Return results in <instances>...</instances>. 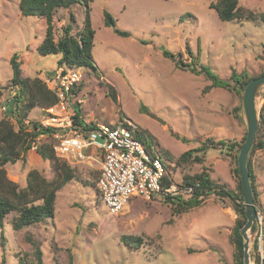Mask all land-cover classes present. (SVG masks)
<instances>
[{
	"label": "rangeland",
	"instance_id": "rangeland-1",
	"mask_svg": "<svg viewBox=\"0 0 264 264\" xmlns=\"http://www.w3.org/2000/svg\"><path fill=\"white\" fill-rule=\"evenodd\" d=\"M19 0H0V119L11 113L10 103L17 87L11 86L9 59L18 54L21 75L39 78L59 65L58 55H39L36 46L42 40L46 22L39 16H22ZM210 0H93L90 19L95 31L92 59L95 71L81 67L76 105L81 116L92 123H130L147 132L151 146L158 147L168 160V172L174 181L183 174L208 169L212 179L235 189L237 178L234 151L208 148L193 152L204 157L202 163L177 166L175 160L188 149L198 147L207 138L240 142L246 123L232 113L241 105V95L232 88H204L210 80L202 74L176 67L164 56L167 50L181 53L180 59L192 58L197 69L207 66L219 78L228 79L232 68L257 76L264 72V23L249 20L222 21ZM240 6L260 12L264 0H238ZM110 12L118 28L129 35L119 36L103 23V10ZM70 13L74 21H71ZM84 7L74 3L59 8L53 16L56 40L63 27L70 24L71 33L81 29ZM259 112L264 106V86L256 94ZM7 111V112H6ZM43 109L34 107L25 124L40 123ZM15 123L14 117H7ZM18 126L15 123V128ZM179 134L185 140L178 139ZM49 132L40 134L39 142L51 143ZM31 147L25 161L6 163L9 179L19 188L26 185V173L37 169L52 179L54 170ZM258 206L264 216V148L250 153ZM62 160V159H61ZM65 161V160H63ZM74 177L56 194L55 212L32 225L13 229L6 216L0 227V261L6 264H35L36 241L43 264H232L234 246L230 234L237 214L228 198L210 194L200 206L176 213V205L162 195L151 198L131 197L117 214H110L96 189L98 165L90 167L65 161ZM264 227V223H263ZM264 233V229H263ZM123 235L141 237V243L126 245ZM250 264L264 254V235L254 249L255 229L248 231ZM3 237V238H1ZM31 239V240H30Z\"/></svg>",
	"mask_w": 264,
	"mask_h": 264
},
{
	"label": "trees",
	"instance_id": "trees-1",
	"mask_svg": "<svg viewBox=\"0 0 264 264\" xmlns=\"http://www.w3.org/2000/svg\"><path fill=\"white\" fill-rule=\"evenodd\" d=\"M92 1L93 0H19L18 8L22 16H41L45 19V34L40 43L36 46L37 53L42 56L60 54V58L57 61L58 64H65L69 67L83 66L95 71L97 67L92 59L95 31L92 28L90 19V4ZM74 3H80L84 7V21L81 29L75 34H72V26L70 24L65 25L62 35L55 40L52 26L54 13L57 9H67ZM209 7L215 10L217 16L222 21L249 20L255 23H264V10L260 12L253 11L249 8L240 6L238 0H210ZM70 18L71 21H74L72 13H70ZM103 23L105 26L112 28L114 33L119 36L126 37L129 35L128 31L117 27L115 19L106 9L103 10ZM163 54L174 61L176 67L188 69L195 74H202L209 79L210 84H208L204 90H209L213 87H225L232 88L238 95H241L246 84L252 78L256 77L249 75L247 72L237 73L232 68L229 78L224 80L219 78L203 64H200L197 69L194 60L198 61V59L192 58V61L189 63H184L180 59L181 53L174 54L164 50ZM9 64L12 70L10 79L11 86L17 87V91L12 96V100H14L13 110L11 113L6 111V117L0 119V227H2L6 221V216L10 213H14V216L10 219V223L12 228L16 230L54 216L57 191L74 177V171L65 161L54 156L51 143L39 142L36 144L35 151L41 159L49 162L54 170V177L49 180L37 169L30 168L26 173V185L23 188H19L14 181L8 178L4 165L6 163L13 164L19 160L24 162L26 153L32 147V142H34L40 134L49 131L48 128L42 127L40 123L36 121L30 122V125L25 124L28 113L34 107L45 109L57 102V97L47 88L45 82L39 78L30 79L21 75V63L18 61L17 53L11 55ZM263 74L264 72L259 75ZM78 88L79 84H77L72 91L77 94ZM77 104L74 105V120L76 122H82L80 110L76 107ZM8 107L9 104L7 103V108ZM240 109L241 105H237L232 111L238 121H242V118L238 114ZM8 116L14 117L15 123L18 126L17 128H15V123L7 118ZM134 132L135 136L145 144V147L150 153L152 146L148 141L147 132L142 129H134ZM174 136L178 139L182 138L185 140L178 133ZM245 136L246 133L242 135L240 142L236 139H220L215 141L211 138H207L202 141L198 147L188 149L181 153L174 162L177 166L193 162L202 163L204 157H199L197 154H193V152H205L208 148L223 149L225 147L227 151H234L236 154L234 156L235 166L232 168V172L237 178L235 189H228L225 184L212 179L208 169L203 167L199 172L183 174L182 180L178 182L182 185L192 186L193 189L190 196L184 197L181 195L162 194L164 199L176 205L175 212L178 214L190 208L200 206L203 200L210 194L222 200L225 198L231 200L232 208L237 214L230 234V241L234 246L232 264H243V239L239 233V228L244 224L246 218L244 200L240 190L237 155ZM261 148H264V106L261 107L259 112L258 128L247 157L249 180L253 192L254 203L257 208H259L258 199L254 186V174L250 162L251 157L249 156L251 152ZM159 152L163 157V163L167 171H169L168 160H170V158L165 157L161 151ZM166 158L168 160H166ZM171 180L173 181V178L170 174L169 176H165L162 180L163 187L167 186ZM254 229L255 223L252 224L250 230ZM121 240L126 245H138L141 243V237L135 235H123ZM32 244L35 247V264H43L42 252L38 243L32 241ZM253 244V248L257 249V242L254 241ZM251 258H253V255ZM0 264H6L4 257H2ZM256 264H259L258 255Z\"/></svg>",
	"mask_w": 264,
	"mask_h": 264
},
{
	"label": "built area",
	"instance_id": "built-area-1",
	"mask_svg": "<svg viewBox=\"0 0 264 264\" xmlns=\"http://www.w3.org/2000/svg\"><path fill=\"white\" fill-rule=\"evenodd\" d=\"M81 80L80 66L65 64L45 76V84L57 97V102L43 109L40 125L49 129L54 156L70 163L98 165L96 188L110 214L119 213L132 196L147 199L162 194L190 196L193 189L190 185L171 180L163 187V178L169 176L163 157L154 145L149 153L145 144L135 136L134 125L128 122L92 123L83 117L82 122L74 120V105L80 100L72 89ZM253 223L258 244L264 221L263 213L257 207ZM263 260L261 252L259 264H263Z\"/></svg>",
	"mask_w": 264,
	"mask_h": 264
},
{
	"label": "water",
	"instance_id": "water-1",
	"mask_svg": "<svg viewBox=\"0 0 264 264\" xmlns=\"http://www.w3.org/2000/svg\"><path fill=\"white\" fill-rule=\"evenodd\" d=\"M264 86V74L252 78L244 87L241 97V113L246 123V136L237 155V167L240 179V190L244 200L245 222L239 228V233L243 239V264H250L249 235L256 214L253 192L249 180L247 168V157L252 147L255 133L258 128V111L256 107V94ZM13 100H10L8 111L12 109Z\"/></svg>",
	"mask_w": 264,
	"mask_h": 264
},
{
	"label": "crops",
	"instance_id": "crops-1",
	"mask_svg": "<svg viewBox=\"0 0 264 264\" xmlns=\"http://www.w3.org/2000/svg\"><path fill=\"white\" fill-rule=\"evenodd\" d=\"M81 102V101H80Z\"/></svg>",
	"mask_w": 264,
	"mask_h": 264
}]
</instances>
